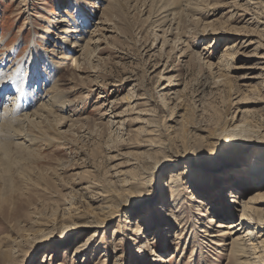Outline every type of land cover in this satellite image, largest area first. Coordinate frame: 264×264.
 <instances>
[{"label":"rangeland","instance_id":"1","mask_svg":"<svg viewBox=\"0 0 264 264\" xmlns=\"http://www.w3.org/2000/svg\"><path fill=\"white\" fill-rule=\"evenodd\" d=\"M108 1L78 0L89 15L82 34L73 27L80 16L70 0H0L3 80L20 64L21 82L31 78L32 49L40 76L28 85L37 94L30 110L48 87L62 96L37 129L14 124L32 141L19 148L8 140L7 166L0 168V264H235L228 246L206 239L211 222L199 216L204 224H189L197 215L193 198L209 190L207 173L242 168L215 174L226 185L219 194L226 214L213 196L204 199L208 216L224 222L238 218L256 183L251 178L264 173V165L251 164H261L255 152L241 153L242 142L213 137L234 122L264 130V0H118L104 16ZM95 26L101 30L94 33ZM64 37L77 48L93 40L89 52L74 54ZM247 38L255 41L246 48L240 43ZM245 136L264 147L263 136ZM173 171L182 187L193 183L190 201L180 197L176 205L169 196ZM162 205L176 206L180 224ZM161 216L168 218L163 224ZM130 220L144 225L142 236L127 230ZM87 239L85 251L73 254Z\"/></svg>","mask_w":264,"mask_h":264},{"label":"bare ground","instance_id":"2","mask_svg":"<svg viewBox=\"0 0 264 264\" xmlns=\"http://www.w3.org/2000/svg\"><path fill=\"white\" fill-rule=\"evenodd\" d=\"M70 1L72 2L73 7L75 8L76 16H80L79 20H75V19L72 20L73 27H75L77 30L78 29L83 30L82 31V34H83L84 29L87 27L85 25L88 24L87 16H89V15L86 14V16H83L80 13V10H83V8L80 5V3L78 2V0H70ZM113 1H118V0H109L108 1V3L109 2L110 3L103 10L104 16L107 15V11H108L107 8H109L111 6ZM159 2H162V0H159ZM168 2H169V0L166 1L165 4L168 5ZM103 15H101V16H103ZM169 21L170 20H167V19L165 20V22H163L161 20L160 21L161 23L159 26H162V22H163V23L168 24V26H167V29H168V27L172 26V22L171 21L169 22ZM58 22H62V19H59ZM258 23H261V22H258ZM51 25H53V23L50 24V26ZM105 28H107V27H105ZM99 29L95 26L94 33L98 32ZM61 32L67 34V36L74 35V34H71V32H74L73 29L72 30L71 29H69V30L63 29ZM75 32H76V30H75ZM78 38H79V40H81L80 39L81 37H78ZM91 38L89 37V39H87L86 42L81 45L82 46L81 48H77L80 45L74 39H73V41L69 40V37H64V40H65L64 43H65V45L67 44V46L70 48L69 49L70 52L75 54L80 50H81V52H83V50H85V49L88 51L89 49H88L87 45L89 43H92V40H93ZM99 41H100V39L98 37L96 39L95 43L98 44ZM254 41L255 40H253V38H247L246 40H243L240 43V45L245 46L247 48L249 46V44L253 43ZM31 50H30V52H28L29 62H31V64L33 66L32 69H30V66H29V69H30L29 73L31 74V78L26 80V77H25L22 81L24 83L21 82V80H22V75H21L22 64H20V65L14 64L16 66L12 68V73H11L9 79L5 80V81L3 79L7 78V76H8L7 71L0 70V86L3 85L2 88L0 87V95L3 92L6 93L5 95H7L6 96L7 99L4 102L3 108H2V110H0V153H1L0 168H2L1 171H3L4 168L7 166V156H8L9 147H10V144H9L10 142L8 143V140L9 141L14 140L13 146L19 147V148H21L20 147L21 144L24 145L25 142L33 140L31 138V137H33V136H31L32 135L31 133H22L21 132L22 130L19 131L18 129H16L14 127L15 126L14 124L16 123V125L19 126L18 123H20V122L22 123V121H24V122H26V125H28V128L30 130L31 129H37V127H39V125L42 123V121L47 120V118L50 115H52V111L49 109L48 105L55 106L57 104V102L60 101L59 98L60 97L62 98L61 93H60L61 91L59 89L55 88L56 87L55 85L48 87L47 90L45 91L46 96L43 98H40V100H42L40 102V106L36 110H30L31 103L33 100L35 101L37 94L35 91L30 90L28 88V85L31 83L32 76L34 77L35 73H37V75H38L37 78L40 76L38 70L36 69V68H38L37 67L38 58L36 56H34V54ZM65 53H67V52H65ZM67 58H69V57H67ZM79 59H80V55L75 56L72 59L73 64H77ZM8 69H9V67H8ZM1 83H2V85H1ZM18 111H24V112H21L22 115L15 117L16 116L15 114ZM25 127H23V128H25ZM247 134H249V135H261L264 137V130L254 129L251 126H244V125L242 126V124L234 122V123H229L226 126H224L223 128H221L219 130V133L216 134L215 136L213 135V137L216 139V141H223V140H228V139L232 140V139L236 138L237 139L236 141L242 142L240 144L241 146L239 147V150L241 151V153L247 154L250 152H255L254 153L255 154L254 159L258 158L261 161V164H259L258 161H252V163H251L252 166L264 165V160L261 157H259L260 155L261 156L264 155V147H262L257 142L247 140L246 139L247 137L245 136ZM23 145H21V146H23ZM227 167H230V169L236 168L233 165L226 166V168ZM250 167L251 166L249 165V168ZM224 168L220 167L221 170H223ZM220 169H215L214 172L207 173L209 175L210 180H209V184L208 185L205 184L204 186H205V188H207L209 190L204 192L205 194L201 195V197L196 196L195 198H193V202L195 204H197V205H195V209L197 210V215L191 218L192 222L189 225H190V227H193V226L195 227L196 223L204 224L205 222L202 220L205 218V220H207V222H211L212 226H213L212 228L210 227L211 229L205 230L204 235H205L206 239H208V241H210L213 245L220 246L221 248L224 246H226V247L228 246L229 251H230V255L232 256L233 260L235 258V261H234L235 264H262L261 257H262V255H264V233L262 234V232H264V173H260V174H258L257 177L251 178L252 180L256 181V183L251 184L250 189H248V191H247L248 192L247 196L244 197L243 199H241L242 206H241V210L239 211L238 218L224 222L222 220H216L212 216H208V212L206 211V208L208 207V201L204 200L207 198H212V196H213L216 199V201L214 203H217V205L215 204V206H217V208L220 206L219 211H222L223 214H226V212H227L226 208L224 207V205H222L221 198L219 195L221 190L226 185L225 184L220 185L219 184L220 183L219 180H221L220 177H217V179H216V176H215L216 172H218ZM230 169H224L225 170L224 174L227 175L228 173H230L229 172ZM238 169L239 168H237L235 170L240 171L242 168L240 170H238ZM185 172L189 173L187 171H185ZM244 172H246V170L242 171L243 174H244ZM231 173H233V172H231ZM189 175H191V174H189ZM235 175H236L237 180H238L239 175L238 174H235ZM0 179L5 181L3 176H0ZM167 183H169V196H171L172 200H175L176 198H178V200L175 202L176 205L178 204L180 197H182L183 200L187 199L190 201L192 196H194L193 193H194L195 189H194V187H191L193 185V183H191L192 185L190 184L191 186L189 185L190 187L189 186L185 187V188L182 187V183L180 180L179 173H176L174 171L172 173H170L168 176V179H167ZM233 185L235 186V184H233ZM218 186H219V188H217ZM229 191H230V194H228V196H230V201L235 202L237 199V197H236L237 195H235V192L233 190H229ZM182 193H184V196L182 195ZM232 197H235V198H232ZM156 199H153V201L155 202ZM106 207H108V206L105 205L101 208H102V210H104ZM146 207H147V209H149L150 205H147ZM175 207L176 206H172V205L167 206V207L162 205V207H161L162 209L159 207H157L156 209L159 210L160 212H161V210H163L164 214L169 215L171 220H174L175 224H180V221H177L178 216H175V214L177 212L176 211L177 208H175ZM154 216L156 217V215H154ZM199 216H201L202 218L204 217V218L203 219L201 218V220H200ZM166 217L163 218L161 216L160 218H158V219H160L159 224H163L164 223L163 219L165 221L168 219V218L166 219ZM132 222L133 221H131V220L128 221V225L130 224V227H128L127 230H129L131 233H132V231L136 232L137 234L142 236L144 225H142L141 223H137V221L133 222V223ZM93 226L99 227L101 225L98 224V225H93ZM64 227H66V226H64ZM64 229H66V228H64ZM191 234L188 233L186 235V237L187 236L189 237V235H191ZM89 239L84 240L83 243L78 244V246L76 247L77 251H74L75 253H73V254L78 253L79 249L82 251H85L86 248L81 249L80 246H82V247L85 246ZM186 240H187V238H186ZM176 250H178V247H176ZM82 251H80V252H82ZM158 261L164 262L165 261L164 257H158ZM44 262L46 263L47 261L44 260Z\"/></svg>","mask_w":264,"mask_h":264}]
</instances>
